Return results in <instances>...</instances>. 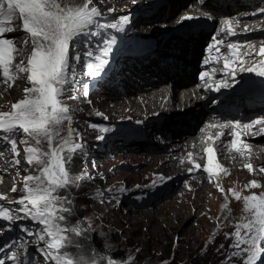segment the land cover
I'll list each match as a JSON object with an SVG mask.
<instances>
[{
  "label": "snow or ice",
  "instance_id": "1",
  "mask_svg": "<svg viewBox=\"0 0 264 264\" xmlns=\"http://www.w3.org/2000/svg\"><path fill=\"white\" fill-rule=\"evenodd\" d=\"M92 4L93 0H85L82 5H77L75 0H0V71H2L3 82H14L19 73H26L30 85L24 89V98L11 105V111L0 113V142L10 144L12 152L18 155L15 135L22 130L35 143V146L27 147L25 153L26 163L30 166L33 164L38 166V174L28 175L25 178L30 183H25L26 197L19 201V205L25 215H29L34 222L42 226V232L48 237L47 240L44 235L38 237L41 241H45L46 248L42 254L46 260L50 259L53 264H132L131 259L127 262H118L115 258L100 254L73 256L66 251L67 247L73 245V237L84 233V227L79 223L65 226L67 215H71L72 212L70 207L72 201L59 196V190L67 189L84 179L91 178L83 174H71L67 165L71 161L72 154L78 151L81 145L72 139L71 129H68L67 137L60 135V126L63 122H71L70 110L63 103L62 97L67 91L66 86L74 82L75 70L72 68V62L80 59L71 50L77 47L82 38L100 35L96 29L104 27L118 29L116 23L100 24L98 18L101 12ZM261 10L264 11V8ZM14 19L22 21L21 31L24 33L25 43L27 44L30 37L33 50L27 65L22 66L23 62H21V65L16 66L15 72H12L10 65L14 58L13 53L17 50L14 47V40L5 37L4 34L14 30L9 26ZM182 19L191 20L193 17L184 16ZM120 22L127 23L128 17L121 18ZM221 25L220 33H226L229 36L235 34L230 20H222ZM114 43V39L105 41L106 46L97 57V62L85 65L89 76L95 78L101 75L104 66L108 64L105 57L110 54ZM220 43L223 41L218 40L217 36L212 37V42L207 47L209 56L204 61L206 65L213 59L211 53ZM238 47L240 45L236 43L227 44L228 56L236 59L230 62L229 58H225L224 74L231 75L233 80L238 71L254 72L256 76L264 77V60H260L256 66L244 67L245 61L240 58V53L237 52ZM215 51L219 52V49L215 48ZM259 55L264 56V47L259 49ZM212 71L215 72L217 69L213 68ZM205 77H208L209 81L212 80L207 71L201 72L200 79L205 80ZM213 83L216 84L213 90L217 91L221 87L229 86L225 81H206V87L212 88ZM253 124H264V117L243 125L239 121L235 123L230 121L208 127L221 129L217 139L224 135L223 129H230L233 139L225 145L226 150L234 149L244 156L251 146L241 141L240 132L237 129L242 127L250 130ZM260 131L264 132V128ZM21 143H27V141H21ZM44 143L48 145L47 149L42 147ZM215 151L213 147L205 149L208 166L204 167L203 171L208 174L210 182L215 170L221 168V165L217 163L214 170ZM191 156L192 154L189 153L190 160ZM14 163L18 164L19 161ZM245 167L250 173L253 172L251 164H246ZM189 171L191 172L192 169ZM223 171L228 170L225 168ZM259 171L264 172V167H261ZM250 187L255 189L260 185L252 181ZM15 190L13 188V191ZM120 191L123 192L126 189L122 188ZM233 194L237 200L240 199L239 194ZM243 212L247 214L243 217L245 222L236 226L237 230L234 233L236 243L233 245L240 251L234 255L240 257L242 253H246L243 264H256L261 255H264V247H261L264 243V192L259 195L244 196ZM15 219H17L16 215L0 208V220L11 222ZM241 229L245 230L243 236H241ZM25 231L32 234L30 229ZM241 245L246 247L241 248ZM15 256L16 254L13 253V260ZM0 264H3V260H0Z\"/></svg>",
  "mask_w": 264,
  "mask_h": 264
},
{
  "label": "rangeland",
  "instance_id": "2",
  "mask_svg": "<svg viewBox=\"0 0 264 264\" xmlns=\"http://www.w3.org/2000/svg\"><path fill=\"white\" fill-rule=\"evenodd\" d=\"M142 1H147L148 4L150 2V0ZM75 3L80 5L81 0H75ZM16 37H19L18 42L20 43L17 47V57L24 60L28 57V52L33 48L32 43L29 39L27 44L25 43L24 34H19ZM71 51L75 53L73 49ZM26 77V73L18 74L14 84L0 86V109L9 107L8 102L12 98L16 101L24 98V89L30 87ZM122 82L128 85V78L126 77V81L123 80ZM132 87L139 88L140 86L133 85ZM131 90L128 91L126 89V99H121L116 94L110 93V95H99L95 102V97H93L92 104L99 110H102L111 108L109 104L111 102L114 104L111 110L115 111L118 107V110L123 112L125 111V103L128 97L135 101L137 99L131 96L135 92ZM102 97L107 98V100H102ZM139 97H142V93ZM62 100L65 103V99L62 98ZM115 102L122 105L119 107L117 104L116 106ZM68 108L72 110L71 118L74 117L72 118L74 120L70 123L67 121L63 122L60 126L61 137H67L68 129L74 127V130L76 129L72 137L74 141L81 139L82 143L83 141L91 142L93 138L89 134L90 132L87 130L84 122V118H87V115L70 106ZM21 141H27V143H21ZM30 146H35L34 141L27 134L20 133L19 131L17 140V151L19 154L14 157L5 158L2 161L0 166V178H2L0 189L1 192L9 197L13 198L24 194L25 183H30L25 178L28 175L38 174V166L35 164L30 166L26 163V157L24 156L26 154L25 149ZM42 147L47 149L48 145L44 143ZM139 151H132L129 153V156L141 157L142 152ZM147 156L151 157L150 155ZM147 156L145 157L146 160L149 159ZM17 160L19 163H14ZM91 167L93 168V166H87L85 169L80 168L79 172H77L78 174L71 173L72 175H81L83 169L86 172ZM144 167H146V164L141 165V169ZM115 174V179L124 178L131 182L138 179V174L135 171L132 173V171L121 170L116 171ZM90 179H84L77 184H83V182H87ZM97 181L103 183V181L96 179L97 185H99ZM103 186L105 185L103 184ZM13 188L16 190L13 191ZM112 193V189L101 190L100 194H102V197L99 198L100 202H96L97 200L93 198V195L86 192L77 194V196H72L71 198V207L74 206L80 215L79 222L77 223L86 227L90 232H96L102 239L103 246L107 248L105 250L106 253L121 254L124 259L128 258L132 262L136 260L145 264H243L245 259L244 253L240 257L235 256L234 262H228L225 259L235 244L234 233L237 230L236 224L242 220L243 204L241 202L226 200L220 203L214 197L208 200L207 195L209 196V194L207 192L205 197L200 196L199 200L192 204V197L190 196L188 200H176L170 197L154 201L155 203H151L149 206L140 207H133L125 202L119 205H108L106 201L107 196ZM58 194L61 197L64 195L61 190ZM172 199L174 202H172ZM198 206L206 207L203 216L200 215L202 209H197ZM176 209L181 211H177ZM226 209L227 212H225ZM174 210L179 213H183L182 211L186 213L182 215L181 219L174 220L171 218L168 222L167 218L172 217L173 213H177ZM66 221L64 222L65 226ZM156 221H159L160 224H155ZM222 223L223 226H221ZM216 231L218 234L213 235ZM176 236L177 239L175 240L174 237ZM66 251L68 250L66 249ZM72 252L70 251L69 253L73 256L83 255L80 252ZM48 261L50 262L51 260ZM116 261L119 262L122 259H116ZM50 264H53V262L51 261Z\"/></svg>",
  "mask_w": 264,
  "mask_h": 264
},
{
  "label": "trees",
  "instance_id": "3",
  "mask_svg": "<svg viewBox=\"0 0 264 264\" xmlns=\"http://www.w3.org/2000/svg\"><path fill=\"white\" fill-rule=\"evenodd\" d=\"M74 163L75 164H72L71 168H68L70 170V172L75 171L79 168V165H78L79 162L76 161L75 156H74ZM85 188L86 187H83V188L78 187L77 189H75L72 186H70L69 188L63 189L61 191L64 193L63 197H66V198L71 200L72 196H77V194L83 193ZM83 197H85V196L83 195ZM70 207H71V205H70ZM71 209H72L71 215L66 214L67 215V221H66L67 226H73V225L78 224L77 222H79L78 221V219L80 217V215L78 214L79 211H77V209L74 208V206H72ZM68 218H69V220H68ZM73 239H74L73 245L69 246V248H68L71 252L73 251L72 253L80 252L86 256H92L94 254H100V255L105 256V257L115 258V260L116 259H122V261H125V262H127V260H129L128 258L124 259L121 256V254H116L113 252L106 253L105 250L107 248L105 246H103L102 239L96 234V232H90L87 229H85V227H84V233L81 236H74ZM132 264H145V263L138 262L135 260L134 262H132Z\"/></svg>",
  "mask_w": 264,
  "mask_h": 264
},
{
  "label": "bare ground",
  "instance_id": "4",
  "mask_svg": "<svg viewBox=\"0 0 264 264\" xmlns=\"http://www.w3.org/2000/svg\"><path fill=\"white\" fill-rule=\"evenodd\" d=\"M163 1V5H162V7L163 8H165V7H167V6H169V5H172V3H173V0H161L160 1V3ZM155 2V0H153V1H150L149 2V5L150 4H152V3H154ZM159 2H157V4H158ZM174 11V6L172 5L170 8H169V10H168V13L169 14H172V12ZM23 39V38H22ZM19 53V52H18ZM22 57V56H21ZM215 66H217V63L215 64ZM124 86L125 85H127V84H123ZM109 91H112V89H114V88H107ZM131 91H139V90H142L143 91V86H140L139 88H134V87H132L131 86ZM130 91V92H131ZM167 92H168V87L167 86H165L164 84H161V85H158L157 87H155V88H153V89H151V90H148V91H146V92H143L142 93V97L144 98V99H148V100H153V101H156L157 100V97L158 96H162V97H164L166 94H167ZM151 97V98H150ZM140 98V97H139ZM150 98V99H149ZM129 101H130V103L133 105V106H136V107H138V101H135L134 99H129ZM123 103V102H122ZM117 104H118V102H117ZM121 104V103H120ZM119 105V104H118ZM122 105V104H121ZM178 106H180V104H178ZM176 115L177 114H179V113H175ZM180 116H181V114H179ZM170 127V126H169ZM176 127V126H175ZM176 132H177V136L176 137H178L179 136V134L180 133H187V132H189V126H187L186 128H185V132L184 131H182V128L181 127H177L176 129ZM161 131H162V129H161ZM162 133V132H161ZM173 133V129H169L168 131H167V134H172ZM170 138L169 137H167L165 140L167 141V140H169ZM185 140V137H181V139H180V141H184ZM170 145H177V141H176V139L174 138L173 139V141H172V143L170 144ZM174 148H176V149H178L177 147H172V149H174ZM149 154V153H148ZM151 157H155L156 156V154H149ZM153 155V156H152ZM147 157H149V156H147ZM151 157H149V159L151 158ZM126 178V177H125ZM2 179V178H1ZM225 181V180H224ZM5 183V182H4ZM220 190L221 191H223L224 190V187H223V185H220ZM210 192H212V193H217L218 192V190L217 189H211V190H209ZM189 199V198H188ZM172 202H174V200L172 199ZM193 208V207H192ZM174 209V208H173ZM178 209V208H177ZM176 209V210H177ZM181 209V208H180ZM176 210H174V211H176ZM177 211H181V210H177ZM176 211V212H177ZM183 213H179V212H177V213H173V215H171L172 217H168L167 218V220H168V222L170 221V219L171 218H173L174 220H177V219H181V217H182V215L183 214H185L186 212H184V211H182ZM140 213V212H139ZM138 213V214H139ZM184 217V216H183ZM124 219V218H123ZM127 219V218H126ZM131 219V218H130ZM156 220V219H155ZM151 221V220H150ZM153 222V221H152ZM155 224H160V222L159 221H156V223ZM150 226V225H149ZM154 230V229H153Z\"/></svg>",
  "mask_w": 264,
  "mask_h": 264
}]
</instances>
